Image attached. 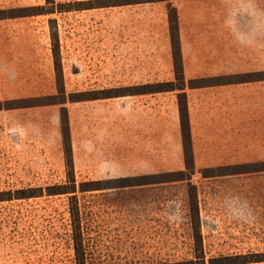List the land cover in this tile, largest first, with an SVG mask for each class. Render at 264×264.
Returning <instances> with one entry per match:
<instances>
[{
	"label": "rangeland",
	"instance_id": "374dc122",
	"mask_svg": "<svg viewBox=\"0 0 264 264\" xmlns=\"http://www.w3.org/2000/svg\"><path fill=\"white\" fill-rule=\"evenodd\" d=\"M53 1V14L0 15V193L43 190L35 198L0 202V264H77L73 205L85 264H170L200 257L194 249L193 215L206 264L238 256L264 259L261 113H252L251 134L242 142L209 145L193 156L186 180L167 182L171 178L161 175L185 170L178 92L123 99L121 115L118 97L69 101L73 94L99 98L108 90L111 95L139 90L144 86L132 85L141 80L182 86L174 72L170 11H176L179 41L193 51L201 46V35L210 36L205 39L210 45L225 41L219 35L229 30L230 17H235V33L242 31L250 2L166 0L82 10L102 0ZM33 7L49 6L45 0H0V11ZM53 33L66 103L39 106L63 100L51 51ZM193 79H184V91ZM7 102L33 107L5 110ZM136 104L148 107L138 126L130 117ZM63 108L76 191L49 196L47 187L70 185L60 126ZM232 161L237 164H226ZM90 182L102 189L81 192L82 184Z\"/></svg>",
	"mask_w": 264,
	"mask_h": 264
},
{
	"label": "crops",
	"instance_id": "0c3cea01",
	"mask_svg": "<svg viewBox=\"0 0 264 264\" xmlns=\"http://www.w3.org/2000/svg\"><path fill=\"white\" fill-rule=\"evenodd\" d=\"M248 1L250 7L246 10H250V13L243 17L242 31L235 33V17H230L227 23L229 30L222 31L219 35V38H225V41L220 40L218 45H210L212 41H205L210 36L201 35V46L196 44L191 51L182 43L180 37L184 79L186 81L193 77V80L199 84L194 89L187 86L184 91L192 151L194 150L193 156L195 157L200 155L199 151L212 148L214 143L221 144L236 140L242 142L243 136L246 138L251 134L252 113L255 115L258 112L264 116L262 113L264 112V0ZM179 36H181L180 32ZM169 65L168 63V68ZM235 77H242V80L236 82ZM218 79L219 82L215 83L214 80ZM164 83L166 82L141 80L132 86ZM168 93L174 94V92ZM128 97L141 96L118 97V106L120 102L118 115L123 112V99ZM147 108L144 106L140 108L136 104L134 109L130 110V117L134 125L142 124L139 118L140 115H145L148 112ZM177 116L179 120L178 106ZM147 123L148 119H146ZM257 124L260 125L259 118ZM231 126H238V129H230ZM180 141L183 153L181 132ZM235 163L232 161L226 164L233 165ZM207 164L222 165L225 162H207Z\"/></svg>",
	"mask_w": 264,
	"mask_h": 264
},
{
	"label": "trees",
	"instance_id": "16d2710c",
	"mask_svg": "<svg viewBox=\"0 0 264 264\" xmlns=\"http://www.w3.org/2000/svg\"><path fill=\"white\" fill-rule=\"evenodd\" d=\"M106 1L113 2L112 5L103 4ZM102 0L101 2L98 1L97 7H85L82 10H89L94 8H106V7H119L125 5H134V4H148V3H157L163 2L166 0ZM46 4L49 6L45 7H33V8H23V9H12L9 11H0V15L9 14L8 17H1L4 18H20V17H27V16H38V15H47L55 13V3L53 0H45ZM118 2V3H116ZM169 23H170V42L172 48V56H173V64H174V72L176 76V80L182 82V86L176 87L173 83H165V84H157V85H148L144 87H139V90H129L123 93L118 92V95H111L112 91L108 90L105 91L102 97H92L87 98L85 93L80 94H73L70 95L69 101L71 103L76 102H83L89 100H97V99H108V98H116L121 96H137V95H150V94H160V93H168V92H178L177 95V105H178V113H179V120H180V132H181V140H182V147H183V155H184V166L185 170L180 172H173V173H166L161 175L165 178H171L167 182L171 181H184L187 179L188 175H185L186 172L193 171V154H192V146H191V133H190V125H189V117H188V109H187V102H186V94L184 92V78H183V66H182V59H181V51H180V41L178 35V24H177V17L176 11L172 9L169 14ZM49 28L50 30H54V21H49ZM57 36L56 33L51 35V44H52V57H53V64H54V71L56 75V83H57V90L60 95H63L62 102H50L47 101L41 103L39 106H47V105H55V104H64L66 103L65 99V92L63 86V75H62V68L60 63L59 57V48L57 43ZM242 80V79H240ZM219 81V80H218ZM237 82V81H236ZM218 83V82H216ZM198 85H195L194 81H190L189 88L194 89L197 88ZM138 89V88H136ZM93 94V93H92ZM54 97H49L47 100H53ZM5 110H12L17 108H28L33 107L32 105L29 106H21V107H14L13 103H6ZM36 106V105H35ZM2 105L0 104V110H2ZM61 136H62V144L64 149V157H65V167L67 173L68 183L70 185H62L56 187H47L46 192L49 196L53 195H63V194H74L76 191L75 181L73 177V164H72V151H71V142H70V135H69V127H68V120L66 110L63 108L61 113ZM211 177V176H207ZM135 179V178H134ZM125 181V180H124ZM159 182V181H157ZM99 182H90V183H83L82 187L80 188L81 192H88V191H95L101 190L102 188L97 187L99 186ZM85 187V188H84ZM43 192L41 188L39 189H23L18 190L14 194L8 193H0V202L6 201L13 197L17 200L20 199H28V198H35ZM71 216L73 217V229L75 235L74 236V250L76 254V262L77 264H85L84 259V252L81 248L80 242V234H79V224L77 218V209L76 206H72ZM196 215L190 216L192 219V231L194 236V249L196 254H199L200 257H195L193 260L185 261V262H178V263H170V264H206L204 256L201 253L202 245H201V236L198 227V222L195 217ZM197 256V255H196ZM253 259H248L246 256H238V257H227V258H220V259H210L208 264H249V263H259L264 262V259H258V255H252Z\"/></svg>",
	"mask_w": 264,
	"mask_h": 264
}]
</instances>
